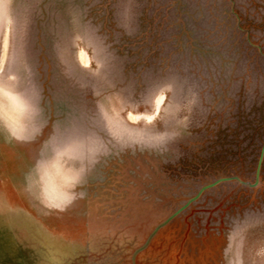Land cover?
I'll return each mask as SVG.
<instances>
[{
  "label": "rangeland",
  "instance_id": "1",
  "mask_svg": "<svg viewBox=\"0 0 264 264\" xmlns=\"http://www.w3.org/2000/svg\"><path fill=\"white\" fill-rule=\"evenodd\" d=\"M0 264H264V0H0Z\"/></svg>",
  "mask_w": 264,
  "mask_h": 264
}]
</instances>
